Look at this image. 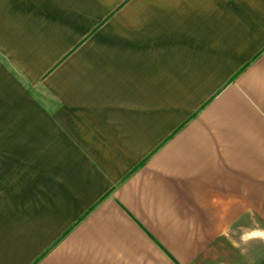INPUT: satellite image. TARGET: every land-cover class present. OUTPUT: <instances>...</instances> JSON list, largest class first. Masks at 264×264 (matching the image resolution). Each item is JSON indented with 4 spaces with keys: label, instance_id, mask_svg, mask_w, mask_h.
Listing matches in <instances>:
<instances>
[{
    "label": "crops",
    "instance_id": "0c3cea01",
    "mask_svg": "<svg viewBox=\"0 0 264 264\" xmlns=\"http://www.w3.org/2000/svg\"><path fill=\"white\" fill-rule=\"evenodd\" d=\"M0 54L47 163L0 264H264V0H0Z\"/></svg>",
    "mask_w": 264,
    "mask_h": 264
},
{
    "label": "rangeland",
    "instance_id": "374dc122",
    "mask_svg": "<svg viewBox=\"0 0 264 264\" xmlns=\"http://www.w3.org/2000/svg\"><path fill=\"white\" fill-rule=\"evenodd\" d=\"M7 63L8 60L0 54V197L5 192L4 187H8V192H13L17 184L30 188L35 178L33 171H37L38 179V171L42 169L39 167L44 169L47 166V163L32 161V153L38 147L31 143L30 131L22 130L25 115L16 113L18 103L30 102V98L21 99L18 93L21 89L31 91L32 84L23 86L20 81V85L17 70ZM259 226L264 227V223L260 222ZM248 245L252 250L264 252V242L262 247L257 242H249Z\"/></svg>",
    "mask_w": 264,
    "mask_h": 264
}]
</instances>
